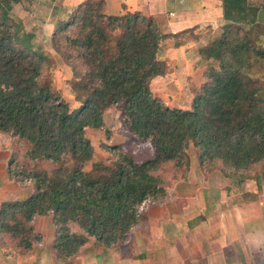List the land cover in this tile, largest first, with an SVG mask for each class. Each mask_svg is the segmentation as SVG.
I'll list each match as a JSON object with an SVG mask.
<instances>
[{
	"label": "trees",
	"instance_id": "trees-1",
	"mask_svg": "<svg viewBox=\"0 0 264 264\" xmlns=\"http://www.w3.org/2000/svg\"><path fill=\"white\" fill-rule=\"evenodd\" d=\"M222 19L220 36L200 50L198 63H206V70L191 107L172 108L154 96L151 85L171 72L159 53L164 41L179 35H164L141 12L110 15L105 0H84L51 38L81 80L75 87L78 107H72L41 84L49 59L12 14L10 0H0V135L10 141L9 176L33 189L25 200L2 204L0 237L28 252L40 238L34 219L52 215L54 249L63 259L76 256L92 238L101 247L117 245L139 223V208L166 196L155 173L166 163L185 165L189 173L190 144L199 150L205 174L223 166L229 169L223 175L239 184H261L264 2L222 0ZM113 107L122 127L150 145L153 158L139 161L122 153L86 170L94 156L87 131L100 128ZM40 162L52 167H37Z\"/></svg>",
	"mask_w": 264,
	"mask_h": 264
},
{
	"label": "crops",
	"instance_id": "crops-1",
	"mask_svg": "<svg viewBox=\"0 0 264 264\" xmlns=\"http://www.w3.org/2000/svg\"><path fill=\"white\" fill-rule=\"evenodd\" d=\"M105 2L110 15L141 12L153 17L164 35L208 26L215 12L222 16V0ZM169 41L162 43L159 59L169 64L173 61L179 68L180 56L191 55V61L199 59L197 42H190L195 47L187 53V42ZM162 53L166 54L164 58ZM170 53L177 57L171 59ZM168 75L174 73L158 78ZM9 146V139L0 135V208L5 202L26 199L28 191L33 192L29 184L9 176ZM198 168L197 175L203 179L192 180V174L173 194L146 201L139 208V223L117 245L101 247L92 238L76 256L63 259L54 249L58 232L53 216H37L32 225L40 238L28 252H22L7 235L0 237V264H264V181L239 184L213 169L209 172L213 178L207 182Z\"/></svg>",
	"mask_w": 264,
	"mask_h": 264
},
{
	"label": "rangeland",
	"instance_id": "rangeland-1",
	"mask_svg": "<svg viewBox=\"0 0 264 264\" xmlns=\"http://www.w3.org/2000/svg\"><path fill=\"white\" fill-rule=\"evenodd\" d=\"M250 1L257 5H262L264 2V0ZM80 2L81 0H17V2L16 0H10L12 14L23 23L26 32L35 35L34 43L42 49L41 51L49 59L44 62V73L40 79L41 84H49L72 107H78L76 101L78 95L75 87L81 85V80L76 78L75 72L71 69L72 67L69 62L64 60L53 49L51 38L58 24L69 21L73 10ZM214 15L215 19L212 21V24H209L210 26L203 24L202 27L188 30L185 35H179L176 39L170 38L169 42L173 44L187 42L185 44L189 47L186 51L187 53L191 52L195 47L190 42H197L196 44L200 47L198 51H200L201 48L208 45L211 39L217 38L222 33V27L225 22L222 19L221 13L215 12ZM196 51L195 49L194 53ZM160 56L164 58L166 54L162 53ZM168 56L171 59L177 57L176 53H170ZM191 60V55L188 57L185 55L180 56L178 63L180 68L175 62L171 61L173 63L170 62L172 69L170 73H174V75L158 78L152 83L151 88L154 96L159 97L166 105L172 108L189 109L194 97L193 91L200 85L201 76L206 70V63H198L200 61V54L199 59ZM190 67H192V70H190ZM87 136L93 145L94 156L86 164V170H90L95 162H106L110 164L112 161L117 160L122 153L129 154L139 161L153 158V151L150 145L146 142L139 141L128 130L122 127L120 112L116 107L105 112L103 125L100 128L88 129ZM199 154V150L193 144H190L187 149V160L190 162L188 174L185 165L178 168L176 163H166L155 173L164 180V186L166 187L165 189L168 195L173 194V191L175 189L177 190L182 182L189 180L192 174V180L199 181V179H203V176L200 178L197 175L199 174L198 167L201 168L198 160ZM37 167L50 169L52 164L50 162H40L37 164ZM258 169L254 168L251 174L256 173ZM192 170L195 172L192 173ZM214 170L221 174H223L221 171H229L228 168L226 170L223 166H219ZM202 173L207 182L210 181V178H213L209 172L205 174L202 170ZM13 181H16V179H13ZM30 195H32V191H28L27 196L29 197ZM150 201L155 200L150 199Z\"/></svg>",
	"mask_w": 264,
	"mask_h": 264
}]
</instances>
